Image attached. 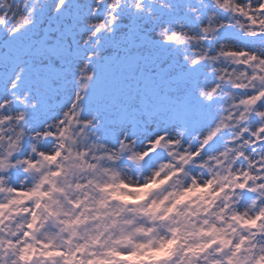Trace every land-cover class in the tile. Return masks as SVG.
Segmentation results:
<instances>
[{
    "label": "snow or ice",
    "instance_id": "1",
    "mask_svg": "<svg viewBox=\"0 0 264 264\" xmlns=\"http://www.w3.org/2000/svg\"><path fill=\"white\" fill-rule=\"evenodd\" d=\"M0 264H264V0H0Z\"/></svg>",
    "mask_w": 264,
    "mask_h": 264
}]
</instances>
